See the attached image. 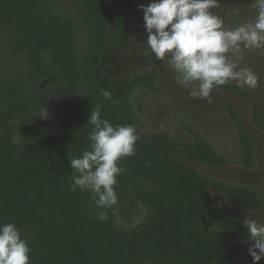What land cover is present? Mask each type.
<instances>
[{
    "label": "trees",
    "instance_id": "trees-1",
    "mask_svg": "<svg viewBox=\"0 0 264 264\" xmlns=\"http://www.w3.org/2000/svg\"><path fill=\"white\" fill-rule=\"evenodd\" d=\"M126 3L0 0V224L18 227L31 248L32 264H238L232 257L237 246L253 264L248 249L254 242L243 220L227 217L211 190L241 214L264 207V193L213 181L174 159L172 154L227 164L190 127L193 144L167 133L138 135L135 155L120 162L126 171L117 178L118 202L108 210L107 221L96 219L100 210L87 192L71 190L70 159L89 150L94 107L99 105L102 118L113 126L137 130L135 92L158 93L155 72L116 78L96 73V58L116 43L109 20L116 11L126 14ZM102 90L111 93L112 103ZM217 90L251 95L233 82ZM226 109L239 136V162L250 169L256 135L233 104ZM252 122L264 131L262 107L255 106ZM139 203L148 209L145 219L132 229L122 228L117 210L130 221L139 214Z\"/></svg>",
    "mask_w": 264,
    "mask_h": 264
},
{
    "label": "clouds",
    "instance_id": "clouds-1",
    "mask_svg": "<svg viewBox=\"0 0 264 264\" xmlns=\"http://www.w3.org/2000/svg\"><path fill=\"white\" fill-rule=\"evenodd\" d=\"M217 0H153L140 5L147 32L145 45L156 60L166 61L188 97L213 103L212 93L231 83L255 89L259 78L243 65L244 50L264 54V0H252L253 19L227 27L212 9ZM101 96L112 103V95L102 90ZM92 126L89 150L70 159L73 169L71 190L87 192L100 211L96 219H109L108 210L118 202L115 186L125 158L135 155L139 140L132 125L113 126L102 118L101 108L91 111ZM254 243L248 249L253 264L264 260V222L246 215L243 221ZM0 264H32L31 248L14 223L0 224Z\"/></svg>",
    "mask_w": 264,
    "mask_h": 264
},
{
    "label": "rangeland",
    "instance_id": "rangeland-1",
    "mask_svg": "<svg viewBox=\"0 0 264 264\" xmlns=\"http://www.w3.org/2000/svg\"><path fill=\"white\" fill-rule=\"evenodd\" d=\"M153 0L137 1L135 14L144 15L139 10L140 5L147 6ZM252 0H217L213 13L224 20L227 27L253 19L251 9ZM144 23L130 28L131 42L136 43V48L130 50L119 49L115 56L105 59L103 74L107 76H124L142 74L151 70L159 72L158 96L148 91H138L133 97V104L140 117L137 134L148 137L153 133L166 132L183 144L193 142L192 135L186 129L203 134L212 146L227 158L225 166H211L203 162H188L189 165L216 182L243 184L259 189L264 193V131L252 122L255 106L262 107L264 111V54L256 50H244L241 63L250 67L259 78L255 89L243 87L251 92L249 97L238 96L234 93L215 90L212 93L213 103L192 99L185 90L178 85L176 74L167 65L166 61L156 60L154 54L145 45L147 32ZM113 63L120 68L114 69ZM108 69L119 72L110 75ZM123 69V70H122ZM236 83V82H235ZM227 104H233L236 111L243 117L247 127L256 135L254 167L247 169L239 162L241 155L239 136L235 121L226 109ZM46 118L52 115L44 113ZM215 201L222 207L227 217L243 220L246 215L264 222V208L254 214L237 213L232 205L216 191H211ZM140 212L130 221L123 219L119 209L116 212L118 224L124 229H132L139 225L146 217L148 209L139 203ZM238 264H251L244 250L237 246L236 253L232 255Z\"/></svg>",
    "mask_w": 264,
    "mask_h": 264
},
{
    "label": "flooded vegetation",
    "instance_id": "flooded-vegetation-1",
    "mask_svg": "<svg viewBox=\"0 0 264 264\" xmlns=\"http://www.w3.org/2000/svg\"><path fill=\"white\" fill-rule=\"evenodd\" d=\"M64 1H67V0H64ZM137 1L139 0H127V3L124 4V9L126 10V14L125 13H120L119 11L115 12L116 14L109 20V28L112 32H115L116 33V38H115V45L108 49L105 54L101 55L100 57L96 58V61L95 63L97 64V68H96V73H98L99 71L102 72L103 74V66L105 65V59H107L108 57L110 56H115L119 51V49H124V50H130L132 49L133 47L136 48V43L134 42H131V38L129 37L130 35V28H132V26H136L137 24H141L144 22V19H143V16L144 15H136L134 11H136V6H137ZM83 32H85V30H83ZM84 36V34H83ZM84 38V37H83ZM113 67L114 69L116 68H120L119 65H116V63H113ZM121 69H117V70H111V69H108V71L110 72L109 74L110 75H113L112 73L114 72H119ZM123 70V69H122ZM152 73V72H155L157 73V77H156V81H155V84H156V87L158 88V93H155V92H151V91H148L146 89H138L135 94L138 92V91H148L152 94H154L155 96H158L159 93H160V89L158 87V77H159V72L157 70H151L149 72H146V73H142V74H147V73ZM105 75V74H104ZM133 75V74H132ZM107 76V75H106ZM124 76H127V75H124ZM124 76H118V77H124ZM108 77H112V78H116L115 76H108ZM235 83V82H233ZM220 91V90H219ZM225 92H230V93H234V92H231V91H225ZM134 94V95H135ZM134 97V96H133ZM160 133H166V132H160ZM190 133V132H189ZM154 134V133H153ZM168 134V133H167ZM170 135V134H169ZM171 136V135H170ZM205 136V135H204ZM172 137V136H171ZM206 137V136H205ZM173 138V137H172ZM175 139V138H174ZM193 139V137H192ZM177 140V139H176ZM179 141V140H177ZM180 142V141H179ZM194 142V140H193ZM190 143V144H193ZM240 142V141H239ZM182 143V142H180ZM255 155V154H254ZM174 159H177L181 162H184L186 164H188V162H192V161H187L185 159H183L182 157L180 156H177V155H171ZM241 156V155H240ZM239 161H240V157H239ZM196 162H201V161H196ZM204 163V162H203ZM206 164V163H205ZM189 165V164H188ZM209 165V164H207ZM191 166V165H190ZM213 166V165H211ZM192 167V166H191ZM254 167V166H253ZM252 167V168H253ZM194 168V167H193ZM250 168V169H252ZM197 170V169H196ZM248 186V185H247ZM212 191V190H211ZM215 191V190H214ZM264 208V207H262ZM261 208V209H262ZM259 209V210H261ZM259 210L257 211H254V212H251L250 214H254L256 212H259ZM215 227H212V226H208L207 229L211 230L212 229L214 231H218L220 232V230L218 229H214Z\"/></svg>",
    "mask_w": 264,
    "mask_h": 264
},
{
    "label": "water",
    "instance_id": "water-1",
    "mask_svg": "<svg viewBox=\"0 0 264 264\" xmlns=\"http://www.w3.org/2000/svg\"><path fill=\"white\" fill-rule=\"evenodd\" d=\"M212 231H214V230L212 229Z\"/></svg>",
    "mask_w": 264,
    "mask_h": 264
}]
</instances>
